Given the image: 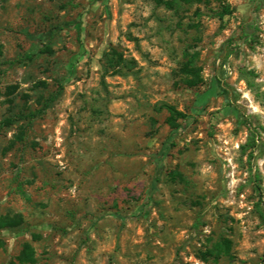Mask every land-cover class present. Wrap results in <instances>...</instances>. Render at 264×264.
<instances>
[{
    "label": "rangeland",
    "instance_id": "rangeland-1",
    "mask_svg": "<svg viewBox=\"0 0 264 264\" xmlns=\"http://www.w3.org/2000/svg\"><path fill=\"white\" fill-rule=\"evenodd\" d=\"M168 1L0 0V264H264V0Z\"/></svg>",
    "mask_w": 264,
    "mask_h": 264
},
{
    "label": "trees",
    "instance_id": "trees-1",
    "mask_svg": "<svg viewBox=\"0 0 264 264\" xmlns=\"http://www.w3.org/2000/svg\"><path fill=\"white\" fill-rule=\"evenodd\" d=\"M183 1H186L188 3H191V2L200 3L203 0H183ZM156 2L160 3V4L163 3L165 5H170V1H168V0H156ZM223 11H224V13L229 12L228 8H225ZM119 67H129V62L123 58V56L120 52H118L114 48H111L109 53L105 57V62H103V64H102L103 73L104 74L111 73V72L115 71L114 68H119ZM183 69H184V73H186L187 75H190V77L186 79L187 85L193 86L198 81H200L198 70L193 65L192 60H189L187 62V64L183 65ZM260 95L262 98H264V92H262V93L257 92L256 93L257 97ZM167 109H168L169 113L171 114L167 121L170 123L171 126H173L174 125V123H173L174 122L173 121L174 120V114H176L177 112H175V110H173V108H171L169 106L167 107ZM31 117H33V116H31ZM258 213H259V217L262 220H264V213L260 210H258ZM10 225H12L10 220L0 217V229L6 228ZM229 246H230L229 240L224 239V238L220 239L218 242H215V244H214V248H215L216 253H219V254L221 253L223 255H228ZM0 247H1V242H0ZM21 256H22V258H21ZM21 256L18 257V259L21 263L33 261L32 251H31V248H29L28 246L25 247Z\"/></svg>",
    "mask_w": 264,
    "mask_h": 264
}]
</instances>
